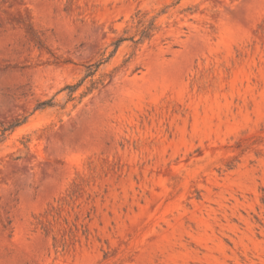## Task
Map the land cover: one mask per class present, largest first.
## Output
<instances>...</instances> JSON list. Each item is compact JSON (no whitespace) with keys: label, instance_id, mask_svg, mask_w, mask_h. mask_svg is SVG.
<instances>
[{"label":"rangeland","instance_id":"374dc122","mask_svg":"<svg viewBox=\"0 0 264 264\" xmlns=\"http://www.w3.org/2000/svg\"><path fill=\"white\" fill-rule=\"evenodd\" d=\"M0 264H264V0H0Z\"/></svg>","mask_w":264,"mask_h":264},{"label":"trees","instance_id":"16d2710c","mask_svg":"<svg viewBox=\"0 0 264 264\" xmlns=\"http://www.w3.org/2000/svg\"><path fill=\"white\" fill-rule=\"evenodd\" d=\"M147 13L141 12L140 10L137 11L133 16V22H134V28L135 32L132 35L129 36H120L116 38L113 42L114 49L113 52L117 50L118 46L125 40H130L133 42V44H137L141 42V40L145 38H149L152 35V31L155 28V17L146 18ZM101 64L100 62L88 64L85 66V73L83 76L75 83L73 84H67L65 85L60 91L67 89L69 94L74 92L81 84L82 82L89 76L94 75L95 71L97 70L98 66ZM98 81L94 80L91 82V86L88 88L90 89L97 83ZM53 102H51V99L41 101L38 103V107H44V106H51ZM19 124V122L14 123L12 126H16Z\"/></svg>","mask_w":264,"mask_h":264}]
</instances>
